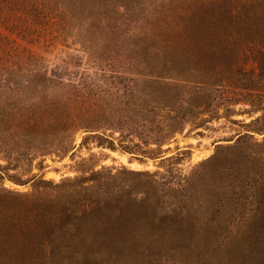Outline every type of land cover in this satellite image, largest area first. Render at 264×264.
Returning a JSON list of instances; mask_svg holds the SVG:
<instances>
[{
  "label": "trees",
  "instance_id": "obj_1",
  "mask_svg": "<svg viewBox=\"0 0 264 264\" xmlns=\"http://www.w3.org/2000/svg\"><path fill=\"white\" fill-rule=\"evenodd\" d=\"M96 2L114 19L87 29L110 36L109 47L79 38L94 69L82 68L81 54L71 52L61 62L45 61L43 42L65 39L69 19H82L85 11L91 18ZM131 9L151 26L142 48L134 47L138 33L122 54L141 57L113 62L108 56L122 51L113 34ZM259 89L264 0H0V178L31 181L30 191L0 185V264H147L165 254L179 256V264H264V204L241 224L229 223L235 207L223 224L216 209L209 216L211 205L192 221L174 208L117 204L100 168L58 182L32 172L35 158L71 150L80 129L110 148L117 131L124 149L152 153L187 121H207L196 119L207 111L208 95L219 91L230 103L260 110L242 123L259 121L264 133ZM151 143L156 148H147Z\"/></svg>",
  "mask_w": 264,
  "mask_h": 264
},
{
  "label": "rangeland",
  "instance_id": "obj_2",
  "mask_svg": "<svg viewBox=\"0 0 264 264\" xmlns=\"http://www.w3.org/2000/svg\"><path fill=\"white\" fill-rule=\"evenodd\" d=\"M95 7V11L89 15L91 18H84L88 14L85 11L82 19H69L65 39L49 44L43 42L41 54L45 61L61 62V58L71 52L79 56L81 54L82 68L94 69L95 66L85 60V52L79 48V38L92 37L91 43L96 49L102 45L109 47L112 45L110 36L92 29L91 33L87 29L92 28L94 23L101 29L103 23L100 20L107 16L110 20L114 19L101 2H96ZM108 8L110 12L113 11L112 5L109 4ZM139 14L142 15V12L137 9L129 10L127 17L123 19L126 23L116 27L118 33L113 36L118 40L117 46L122 51L115 49L108 56L113 62L141 57L122 54L127 52V48L129 50L133 47V39H137L135 35L138 33L140 38L138 45L134 47L139 49L144 46H141L145 40L144 32H148L151 25L149 22L144 23L138 17ZM124 31L131 32V40L125 41L118 37ZM246 60L249 62L250 58L247 57ZM248 64L246 63L247 66ZM117 65L116 69L136 76L128 68L129 64ZM256 91L264 95L263 89ZM216 94L208 95L207 111H202L196 119L204 117L208 118L207 121L199 126L187 121L172 138L152 153L143 155L135 148L124 149L117 143V131L112 134L116 147L110 148L105 140L99 145L88 130L80 129L74 135L75 145L71 150L53 151L35 158L32 172H39L44 178L58 182L65 177L82 174L84 170L88 173L91 168H100V176L108 179L111 195L117 204H156L160 210L174 208L179 211V218L181 215L188 216L192 221H199L211 205V208L208 207L209 216L216 209L215 215L222 216L220 218L223 224L227 221V210L235 207L232 210L235 215L229 223L241 224L249 221L250 212L256 204H264V133L257 129L259 121L248 125L242 122H248L261 111H252L248 102L230 103L224 92L219 91ZM213 113L215 115H211ZM110 133V129H107L106 134ZM85 136L88 137L82 142ZM147 148H156V144L151 143ZM0 161L5 162L3 158ZM40 162L41 168L38 167ZM146 171L151 174L145 173ZM27 175L26 173L24 177ZM1 184L18 191L31 190V181L21 184L4 177L0 178ZM192 210L194 213L191 216L189 212ZM222 230L225 232V229ZM147 264H179V256L177 258L165 254Z\"/></svg>",
  "mask_w": 264,
  "mask_h": 264
}]
</instances>
